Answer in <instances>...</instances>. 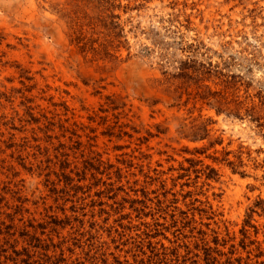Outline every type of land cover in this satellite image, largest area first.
<instances>
[{
	"label": "rangeland",
	"instance_id": "1",
	"mask_svg": "<svg viewBox=\"0 0 264 264\" xmlns=\"http://www.w3.org/2000/svg\"><path fill=\"white\" fill-rule=\"evenodd\" d=\"M1 261L264 264V0H0Z\"/></svg>",
	"mask_w": 264,
	"mask_h": 264
},
{
	"label": "trees",
	"instance_id": "2",
	"mask_svg": "<svg viewBox=\"0 0 264 264\" xmlns=\"http://www.w3.org/2000/svg\"><path fill=\"white\" fill-rule=\"evenodd\" d=\"M240 160V158H239ZM237 164V163H236ZM229 163L228 165L232 167L233 172L237 173L240 169H243L245 165L242 163V161L239 162V164ZM241 175H244V173H241ZM6 257V256H5ZM8 261V260H7ZM7 261H1L0 264H6Z\"/></svg>",
	"mask_w": 264,
	"mask_h": 264
}]
</instances>
